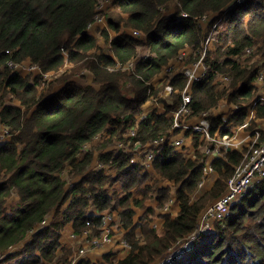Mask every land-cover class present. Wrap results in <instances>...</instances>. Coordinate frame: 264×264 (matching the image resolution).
<instances>
[{
	"label": "trees",
	"instance_id": "trees-1",
	"mask_svg": "<svg viewBox=\"0 0 264 264\" xmlns=\"http://www.w3.org/2000/svg\"><path fill=\"white\" fill-rule=\"evenodd\" d=\"M102 1L0 0V98L20 101L0 103V124L10 129L9 140L0 145V264H99L89 259L92 249L84 255L67 250L61 237L68 224L79 234L102 235L104 212L114 209H120L128 229L123 243L131 251L110 264H155L162 258L169 259L166 264H264V178H255L227 215L205 218L263 138L243 149L224 148L212 161V187L197 198L208 177L206 150L215 143L202 133L173 128L171 111L182 102L188 78L176 75L170 97L160 98L162 106L141 118L163 89L154 80L164 67L187 47L196 54L203 48L207 35L200 18L226 15L234 0H113L118 9L104 17L106 49L89 27L104 16ZM221 28L212 34L217 50L212 54L211 47L206 58L210 75L192 87L189 121L211 110V134L234 135L239 129L255 134L264 121V96L256 83L264 72V46L258 47L264 44V0L237 5ZM130 61L134 67H124ZM9 63L37 64V77L31 80ZM78 70L91 73L89 84L74 80ZM235 104L240 108L231 112ZM224 112H230L227 121ZM178 133L190 139L182 149L154 143ZM145 165L178 186L177 193L154 180ZM117 184L121 190L111 192ZM172 196L179 203L175 214ZM53 212L55 219L43 224ZM210 221H216L214 230ZM138 226L145 227L143 236H137Z\"/></svg>",
	"mask_w": 264,
	"mask_h": 264
},
{
	"label": "built area",
	"instance_id": "built-area-1",
	"mask_svg": "<svg viewBox=\"0 0 264 264\" xmlns=\"http://www.w3.org/2000/svg\"><path fill=\"white\" fill-rule=\"evenodd\" d=\"M246 0H234L226 9L225 14H229L235 7ZM103 6H100L102 9ZM188 14L184 13L183 16H187ZM223 17V16H222ZM222 17H219L218 14L211 15L205 14L200 18V25L204 28L205 34L207 35L203 48L196 54V52L192 48H185L179 52L177 57L171 60L165 67L162 74L157 78L158 83H155L158 87L163 86V89L159 92L158 97H154L148 103L150 106H162L159 103L160 98H169L170 95L174 91V86L172 84V79L179 74H183L188 78V83L186 87L182 90V102L178 104L177 108L171 111V117H174V124L173 128L178 129L181 128L183 130H193L194 133H202V135L209 140L213 141L215 145L213 147H208L206 150V154L210 156V158H218L221 157L222 150L225 149H243L245 146L242 145V142H238L237 136L241 129L235 132L234 135L225 134L221 135L220 132L216 133L215 135L211 134V122L209 117L213 115L211 110L201 112L197 116L195 122H190V118L194 114L192 109L191 103L193 102V95H192V87L194 83L202 78L209 77L210 75V66L206 62V58L208 56L209 50L211 49L212 44L211 41L213 40L212 34L217 30H221L222 26H219L220 23L224 21ZM105 21L103 16L97 17L95 23H91L89 25L90 29L95 24H98L97 21L102 20ZM132 33L139 38L144 37L143 34L137 30H133ZM252 48H247L246 52H252ZM148 55V54H147ZM194 55H199L197 59L192 60ZM11 67H14L15 70L25 69L28 72H38L39 66L37 64L31 65H18L9 63ZM117 67L122 66V64L117 61ZM28 66V67H27ZM126 68H133L134 61H130L126 65ZM223 78V77H218ZM224 81L228 82L229 79L223 78ZM257 81H260L264 85V72H261L257 78ZM165 83V84H164ZM262 95V94H261ZM232 111L234 112L238 110L240 107L238 105L232 106ZM148 110L144 108V112ZM149 112V111H148ZM142 113V114H143ZM141 114V118L145 117V115ZM230 112H224L223 120L227 121ZM248 124H244L242 127H246ZM250 137H252V141L250 140V146L257 144L259 141L260 133L256 131L254 133H250ZM10 135V129L6 125H0V139L4 140L8 138ZM247 136V138L250 139ZM169 140V141H168ZM172 141V142H170ZM156 145H164L165 143H173L178 148L182 149L184 145L190 144V139L187 138L182 134H172L171 136H162L154 141ZM142 146L140 142H137L135 145V149L138 151L139 148ZM189 156L194 154V149H187ZM154 157V153L150 152L148 155V159H152ZM212 159L207 162L205 167V172L209 173L212 171ZM260 177L264 178V139L260 141V144L257 147H254L252 154L249 156V160L247 163L240 165L235 170L234 174L228 180V189L227 191L214 203L212 204L205 215V218L214 219L217 217H224L230 211L232 204L239 198V196L243 195L245 191L249 188V186L253 183L254 179ZM205 184L202 181L199 185V188L203 187ZM173 202V199L171 200ZM168 209V206L165 208ZM47 219L43 221V224H46ZM116 228L114 226V222L109 215L106 216V220L102 226V236L92 237L90 236L89 232H85V237H83V246L78 249L80 255H84L90 249H97L95 247L101 246L104 242H112L114 240ZM77 234L71 232L70 236L73 238ZM76 239V238H73ZM125 246H128L127 243L124 242ZM129 247V246H128ZM166 261V260H165ZM161 261V262H165ZM160 263V262H159ZM158 263V264H159Z\"/></svg>",
	"mask_w": 264,
	"mask_h": 264
},
{
	"label": "rangeland",
	"instance_id": "rangeland-1",
	"mask_svg": "<svg viewBox=\"0 0 264 264\" xmlns=\"http://www.w3.org/2000/svg\"><path fill=\"white\" fill-rule=\"evenodd\" d=\"M102 6H103L102 10H103V14H104L103 17H105V16H113L114 15V12L118 9V5H116V6L113 5V0H103L102 1ZM226 16L227 15H223L222 18L225 20L226 19ZM219 17H220V13H219ZM102 22H103V19L100 20V21L98 20L97 21L98 24H96L93 27H91L90 31L95 36L99 37V39L102 38V45L106 49V48H108L109 45H108V43L105 42L104 35H102V33L104 31L103 28L106 27L107 21L105 19V21L103 23ZM99 23H101V25H99ZM219 26H222V23H220ZM213 42H214V38H213V40L211 41L210 44H212ZM262 46H264V44L263 43H260L258 47H262ZM257 49L256 50L254 49V51H257ZM216 50H217V46H214V43H213L211 53L213 54ZM145 51H146V48L141 49V52L142 53L145 52ZM107 52L112 54V52L110 50H107ZM262 52H264V48H263V51ZM245 59H246V56L245 55H242L239 58V60L241 62H245L246 61ZM24 71L25 72H23L22 74L25 77H29L31 80H33L35 77H37L36 76L37 75L36 74L37 73L36 71L35 72H28V70H26V67H25ZM60 72H61V74L66 73V71H64L63 69H61ZM76 72H77V78L74 77V80L78 84L84 86V85L90 83V80L92 78V75H91V73L88 70H83V71L82 70L81 71L78 70ZM218 75L223 77V74H221V73H219ZM256 83L262 87L261 88V90H262V96H264V85H263V83L260 82V81H256ZM2 102H4V103H14V104L15 103L16 104L20 103V101L17 98L11 99L8 96H6L3 100H1V98H0V103H2ZM223 102L225 103V101H223ZM33 108H35V107H33ZM226 110H229V107L228 106L226 107ZM145 113H148V111L147 112H144L142 115H145ZM261 123H262V121H261ZM263 123H264V121H263ZM263 123L261 124L262 130L264 129ZM262 130L261 129L259 130V133H260L259 141L261 140V138L264 139V135L262 134ZM263 132H264V130H263ZM0 142H1V139H0ZM3 143H5V142H1L0 145H2ZM145 167H146V170L150 172V174L152 175V178L154 180H157L160 177H162L159 173H157L150 166L145 165ZM152 178H150V181L153 180ZM214 179L215 178L213 177L209 181L208 186H206V187L203 186L202 188H200V190L203 189V188H204V190L202 192L196 194V197L197 198L200 197L204 192H206L207 190H209L212 187L210 185L212 184V182H213ZM159 182H160V184H164L166 186H170L171 189H172V195L175 194V193H177L176 192V189L178 188V186H175V184L173 182H171V181H169L167 179H164V178H160ZM120 187H121L120 184H117L114 187L113 190L111 189V192H114L115 189L121 190ZM135 197L136 198H141L140 194L137 193V192L135 194ZM171 199L177 200V198L175 196H172ZM15 202H16V199L11 200L10 205H14ZM150 202L151 201L149 200L147 203H150ZM66 205L67 204H65V207H66ZM135 209H138V210L141 211L140 208H137L136 207ZM104 213L107 214V215H109L111 217L112 222H114V226L117 227V230L118 231L115 233L114 240L112 242H104L101 246L95 247V248H98L100 250L96 254H94L93 256L89 257L90 261L92 260L91 261L92 263L105 264V262L107 261V263L110 264V261L111 262H117V261H120L121 259L125 258L130 253V251H131V248L129 249V248L125 247L124 246V243H123V240L126 241L124 238H125V234L128 232V229L124 228L123 221H122V218H121L120 209H114L111 212L106 211ZM114 217H115V219H114ZM53 219H55V213L54 212L51 213L48 216L47 222L49 223ZM210 222H211V226H212V228L214 230L215 229V223H216V221H210ZM143 223H147V222L144 221ZM154 224H155V222H152V225H154ZM144 228H145L144 226H138V227H136V233H137V236L138 237L143 236V234H144ZM68 231H73L74 233H76L75 232V229L72 227V224H68L66 226V228H65V230L63 232V236L61 237V241H62L63 247L66 248L67 250H69L71 247L73 248V250L75 248H77V250H78L80 247L83 246V244H84L83 243V237H85V235H86L85 232L88 231V230H85L81 234L76 233L77 235L73 237V238H76V239H73L71 236H69V238H68L66 236L68 234ZM88 232H89L90 236H92L91 235V232L90 231H88ZM30 235L32 236V233ZM31 236H29L27 239H30ZM92 237H95V236H92ZM190 242H191L190 240L184 242L183 245H182L183 247L181 249H179V250L176 251V252H178V254H177L178 256H180V255L183 254V251L186 248H188L189 245L191 244ZM18 249H20V244L18 246L13 247L11 249V251L14 252V251H17ZM64 253H65V251H63L60 255H63ZM107 254L108 255L111 254V255L107 258V257H105ZM73 257H74V255L73 256H70V259H72ZM87 259H88V257H87ZM165 260H166L165 258L164 259L162 258L161 260H158L155 264H158L159 262H160L159 264H166L169 261V259L166 260V261ZM161 261H165V262H161Z\"/></svg>",
	"mask_w": 264,
	"mask_h": 264
},
{
	"label": "crops",
	"instance_id": "crops-1",
	"mask_svg": "<svg viewBox=\"0 0 264 264\" xmlns=\"http://www.w3.org/2000/svg\"><path fill=\"white\" fill-rule=\"evenodd\" d=\"M104 22V21H103ZM102 22V23H103ZM99 25H101V23H99ZM154 82L155 83H157L158 82V79H155L154 80ZM224 103V102H223ZM151 105V104H150ZM149 104H148V106L146 107V109L148 110V111H151L153 108H154V106H150ZM221 109L219 108V109H217V110H215V112H216V114H217V112H219ZM222 110H226V106L225 105H223V107H222ZM262 122H263V120H261ZM250 132H247V131H245V130H240V132H239V134H238V136H237V140H238V142H242V145H244V146H247V145H249L250 144V140L252 141V137H250ZM247 136L248 137H250V139L249 138H247ZM9 138L10 137H8V138H6L7 140H9ZM6 139H4V140H1V142H6L7 140ZM0 142V143H1ZM212 160H213V158H211ZM216 178V174H215V170H212V171H209V173H208V177H207V179L205 180V184H204V186L206 187V186H208V183H209V181L212 179V178ZM215 181V179L213 180V182ZM213 182H212V184H213ZM211 184V185H212ZM210 185V186H211ZM202 188V187H201ZM204 190V188L203 189H201L200 190V188L197 190V192L195 193V195L196 194H198V193H200V192H202ZM179 203L178 202H176L175 200H173V206H172V208L170 209L174 214L175 213H177L178 211H179V205H178ZM116 228V230H117V227H115ZM71 232L72 231H68V234L66 235L68 238H69V236H70V234H71ZM100 249H93L91 252H90V254H89V257H91V256H93L94 254H96L98 251H99Z\"/></svg>",
	"mask_w": 264,
	"mask_h": 264
},
{
	"label": "water",
	"instance_id": "water-1",
	"mask_svg": "<svg viewBox=\"0 0 264 264\" xmlns=\"http://www.w3.org/2000/svg\"><path fill=\"white\" fill-rule=\"evenodd\" d=\"M230 150V149H229Z\"/></svg>",
	"mask_w": 264,
	"mask_h": 264
}]
</instances>
